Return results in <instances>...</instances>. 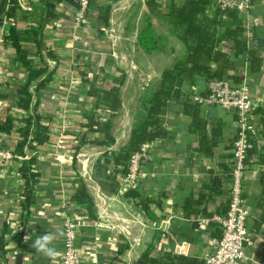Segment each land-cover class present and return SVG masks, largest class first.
Here are the masks:
<instances>
[{"label": "crops", "instance_id": "0c3cea01", "mask_svg": "<svg viewBox=\"0 0 264 264\" xmlns=\"http://www.w3.org/2000/svg\"><path fill=\"white\" fill-rule=\"evenodd\" d=\"M16 1L27 17L17 21L19 28L38 30L45 20L44 3L40 0ZM126 1L118 0L112 5L111 28L108 27L103 34L113 31L114 13L118 9H126ZM105 2L95 1L94 6L89 8L88 24L84 25L76 22L77 8L67 3L57 5L61 18L50 23L43 31L45 44L57 59L48 57L46 52H42L41 59L33 42L23 43L35 63L43 66V61L46 62L53 74L44 89L36 92V83L30 87L33 94L31 108H34L30 113L36 110L42 117V124L49 131L50 138L44 145L37 146L36 153L27 150L29 156L25 158L18 157L15 151L22 140L19 130L25 126L24 119L28 116L17 104L19 89L27 83L28 75L16 51L5 42V36L16 20L6 18L8 21L0 24V123L8 117L14 119L13 130L0 133V234L4 225H7L5 239L11 250L8 264H18L17 257L20 254L23 255L22 264H59L65 215L73 217L79 225L77 253L81 264H137L147 251L152 257H160L163 252L169 251L204 260L212 249L213 241L218 239L213 235L217 231L215 224L219 225L218 219L224 217L218 214V208L227 202L229 175L225 169L231 170L233 143L241 130L235 112L217 106L200 105L206 119L212 123L220 120L223 125L219 145L211 158L199 152L198 136L190 131L192 118L183 114L180 105H173L162 117L164 135L150 144L149 161L141 166L137 187L134 188L140 192L142 200L151 201V216L137 204L139 200L124 197L130 188L124 187L115 194L108 193L92 179L93 163L107 151H119L126 146L132 130L145 115L142 96L158 83L163 71L173 65L171 59L175 61L178 58L177 51L172 53V46L179 50L180 59L186 53L185 43L177 36L165 34L160 38L156 35L159 43L164 46L167 44L169 48L159 47L150 53L143 51L145 63L134 62L139 32L133 46H129L128 42L114 41L111 33H107L106 37L99 35L101 26L97 7L105 6ZM161 7L157 10L161 9L163 14L170 10L169 6L168 9ZM241 17L249 46L255 47V36L264 38V0H249ZM220 31L224 32L225 29L221 28ZM233 45V42L226 40L221 44V49L232 54ZM171 54L177 56L172 58ZM262 58L263 65L258 74L251 72L245 55L238 59L239 67L234 73L238 82L248 87L258 110L264 109V52ZM150 59L167 63L155 69ZM84 61L91 65V70L100 78L106 77L101 84L103 88L111 87L120 73L126 75L121 87L122 108L113 119L115 144L111 147L87 144L75 150L80 145L84 112L91 110L93 103L88 95L89 85L85 83L81 72ZM88 77L93 78L92 72ZM208 85L209 82L200 79L195 86L185 84L184 91L191 94L194 101V98L208 95ZM252 122L259 129L254 147L257 153L264 154V125L258 111L253 115ZM212 130L213 125H210L209 135ZM96 136L95 139L102 140L101 135ZM34 154L37 156L36 168L40 177L35 188L36 202L27 213L22 209L25 181L19 173V167L22 161ZM211 171L221 176L223 194L210 199L198 216L187 215L184 209L187 199L207 191L211 183ZM262 172L264 165L257 163L256 158L244 173L245 200L251 215L249 225L255 235V242L247 248V259L243 264H264L262 231L259 234L253 231V225L261 212L257 205L263 192ZM81 182L94 200L97 220L91 219L87 209L74 201ZM47 233L55 237L49 245L58 253L55 258L33 247L36 239ZM19 245H23V249H19Z\"/></svg>", "mask_w": 264, "mask_h": 264}, {"label": "trees", "instance_id": "16d2710c", "mask_svg": "<svg viewBox=\"0 0 264 264\" xmlns=\"http://www.w3.org/2000/svg\"><path fill=\"white\" fill-rule=\"evenodd\" d=\"M46 8L45 20L38 30L20 29L17 21L26 17L16 0H1L0 2V24L4 23L5 18H13L16 20L15 25H11L5 42L8 46L16 51L19 61L24 66L28 78L27 83L19 89L18 107L28 113L24 119L25 126L20 128L22 140L16 148V155L25 158L30 152H37V146L44 145L49 141V131L42 124V117L36 113V110L30 113L33 94L30 87L36 83L35 91L44 89L52 80L53 74L49 71V66L43 61V66H39L31 58L29 50L25 49L23 43L33 42L37 47V55L43 59L42 52H46L48 57L57 59L52 51L47 48L43 36V31L50 23L57 21L61 15L57 11V5L67 3L75 8H79L77 0H40ZM116 2L118 0H111ZM169 12L163 14V18L169 20L170 25L174 28V34L180 38L186 46V53L182 60L175 63L171 67L166 68L159 84L152 89H148L142 97V104L145 115L132 130L130 139L126 146L119 151H107L101 160L98 161L93 172V179L99 184L102 190L108 193L119 192V175H127L132 155L139 152L144 145L153 144L160 140L165 132L162 117L171 109L173 105H180L183 114L192 118L190 131L198 136L199 152L207 158L214 155V149L219 145V138L222 135L223 125L220 120L210 122L201 112L200 104L194 102L191 94L184 91L185 84L189 83L195 86L200 79L210 82L212 80L235 79V72L238 70L240 56L245 55L253 74L261 72L263 65L264 38L255 36L257 45L250 47L248 39L245 35L241 13L237 9H221L215 5L213 0H168ZM148 5H155L153 11L158 9L156 0H148ZM95 1L91 0L89 8L94 6ZM89 8L87 13L89 12ZM98 19L102 28L99 35L110 25L111 5L98 6ZM221 28L225 31L221 32ZM229 40L233 42V53L228 54L221 49V44ZM159 48V42L155 34L152 32V25L149 24L148 29L139 35L138 51L142 50L150 53ZM80 67V65H79ZM81 71L85 83L89 85L88 95L93 99L91 110L84 112L85 122L82 124L83 132L79 138V147L87 144H98L101 146L111 147L115 144L113 136V119L116 118L122 108L121 87L125 81L126 75L120 73L119 77L114 79L113 85L109 88H103L102 82L106 77L100 78L98 74L93 72L88 65H83ZM92 72L93 78L90 79L89 73ZM186 98V99H183ZM261 116L264 125V109H256ZM103 113H109V117L105 119ZM23 121V120H22ZM213 125L211 135L208 128ZM14 128V119L8 117L5 122L0 123V133H10ZM99 134L102 140L91 139L90 136ZM255 139H253V142ZM36 143L37 145H34ZM256 148L248 151L247 165L253 164L257 158V163L264 165V154L257 153ZM37 156L31 155L28 160L21 162L19 173L25 181V190L23 193L24 203L22 209L29 213L31 207L36 202L35 188L38 184L40 174L36 168ZM109 166L112 169L109 171ZM227 175H230L229 168L225 169ZM211 183L207 186V191L199 195H192L187 199L184 206L187 215L198 216L202 209L210 199H214L217 195L223 194L222 178L218 173L211 171ZM261 184L263 187L262 197L257 205L261 210L260 216L253 225V231L264 239V172L261 174ZM124 197L133 200H139L138 205L151 216L150 200H142L141 194L136 189H129L124 193ZM74 201L87 209L89 216L93 220H97L95 203L89 194L86 185L81 182ZM228 201L218 208V214L225 216L228 212ZM195 226L197 224L195 223ZM217 227L215 238L222 237V227ZM8 232L7 225H4L0 234V264H8L9 242L6 241ZM23 249V245L18 246ZM23 255L17 257V263L22 264ZM137 264H205L203 259L197 257H189L185 255H177L173 252L165 251L160 257H152L150 252H145Z\"/></svg>", "mask_w": 264, "mask_h": 264}, {"label": "built area", "instance_id": "2783aa9c", "mask_svg": "<svg viewBox=\"0 0 264 264\" xmlns=\"http://www.w3.org/2000/svg\"><path fill=\"white\" fill-rule=\"evenodd\" d=\"M91 0H77L79 8L77 19L84 25V17ZM221 9H237L244 12L249 0H213ZM77 20V21H78ZM209 93L205 98H194V102L217 106L225 111L235 112L241 124L232 149L231 170L228 176L227 214L218 219L222 227V237L215 239L212 249L204 258L205 264H243L247 259V248L255 242V235L250 229V212L245 200V177L248 169L246 163L248 151L254 148L253 139L258 136L259 129L252 122L256 113V105L251 93L245 85L235 79L212 80L208 85ZM105 119L109 113L102 115ZM150 144L144 145L139 152L132 155L127 175L124 178V187L134 189L138 183L141 162L149 158ZM63 249L59 264H81L78 251L79 225L73 217L65 215L62 224Z\"/></svg>", "mask_w": 264, "mask_h": 264}, {"label": "rangeland", "instance_id": "374dc122", "mask_svg": "<svg viewBox=\"0 0 264 264\" xmlns=\"http://www.w3.org/2000/svg\"><path fill=\"white\" fill-rule=\"evenodd\" d=\"M95 1H97V0H95ZM145 1L146 0H127L125 5H124V6L127 5L126 9H123V8L122 9H118V11L114 13V19L112 20L113 21V31H106L103 34V36L106 37L107 33H111L113 35L111 39H113L114 41L128 42L129 46H131V45L133 46L134 45L133 41L136 39L135 37H136L137 33L138 32L141 33L143 31L147 30L148 26L150 24L153 27L152 28V32L155 35H157L158 37L161 38L162 35H165V34L166 35L171 34L172 37H176L175 34H174V28L171 25H169L170 24L169 20L163 19L162 10L161 9L160 10L156 9L157 11L156 10L153 11V9L155 8L154 7L155 5L154 6L153 5H148V3H147L148 0H147L146 1L147 5L145 6L144 5ZM160 1H162L161 4H160ZM0 2H1V0H0ZM106 2H105L106 3L105 6L111 5V11H112V5L115 2H112L111 0H106ZM156 4H158V7H157L158 9L161 6H162L161 8L168 9L169 1L168 0L167 1L156 0ZM164 5H166V8L164 7ZM111 11H110V18H111ZM88 16H90V15H88V13H86V15L84 17V20H86L85 24H88V21H89L88 19H90V18H88ZM77 20H76V22L78 24H80L81 20L80 19L78 21ZM4 21L7 22L8 20H6V18H5ZM13 23L16 24V22H14V21H13ZM16 25H19V27H20L19 23H17ZM100 26H101L100 29H102V28L104 29L103 24L100 23ZM109 28H111V26ZM20 29H22V28H20ZM122 36H124V38ZM158 42H159V40H158ZM135 45H138V44H135ZM159 47L166 48V50H167V48H169V46L167 44H166V46H164L162 43H159ZM171 51H172V53H175L177 51L176 53L178 55V58L175 61H172V59H171L170 63L174 62L173 63V65H174L175 63H177V62H179L180 60L183 59V58L180 59V57H179L180 54H178L179 50H177V48L174 45L172 46ZM144 55H145L144 52L141 51V50L138 51V49L136 47L135 56H134V62L138 63V61H139V64H144L145 63V56ZM171 55H172V58H174L175 55H173V54H171ZM146 62H147V60H146ZM84 63H85V61H84ZM150 63H151V66L153 68L159 69L163 64H166L167 61L158 60V59H155V61H154L153 59H150ZM83 65H88V64L85 63V64H82L81 66H83ZM88 66H90V68H91V65H88ZM155 72H158V71H155ZM159 82H160V80L158 81V83L154 87H156L159 84ZM149 89H152V88H149ZM141 101H142V98H141ZM95 137H97V136L96 135L95 136H90L91 139H94ZM96 146H98V145H96ZM95 148H98V147H95ZM103 155L104 154H102V156H100V158L97 159L93 163L92 179H93L94 168L96 167L98 161L102 159ZM148 161H149V158L147 160L141 162L140 169H141V166L145 165ZM108 169L110 171L112 169V167L109 166ZM117 177H118L117 181L119 182V185L122 186V187L119 188V192H120L122 190V188H124L123 185H124L125 176L119 175Z\"/></svg>", "mask_w": 264, "mask_h": 264}, {"label": "clouds", "instance_id": "9594fccd", "mask_svg": "<svg viewBox=\"0 0 264 264\" xmlns=\"http://www.w3.org/2000/svg\"><path fill=\"white\" fill-rule=\"evenodd\" d=\"M54 239L55 237L53 234L47 233L43 236L38 237L33 247L43 252L45 255L49 256L50 258H55L58 255V253L56 252V249L54 247L49 246Z\"/></svg>", "mask_w": 264, "mask_h": 264}, {"label": "water", "instance_id": "95a60500", "mask_svg": "<svg viewBox=\"0 0 264 264\" xmlns=\"http://www.w3.org/2000/svg\"><path fill=\"white\" fill-rule=\"evenodd\" d=\"M189 255H192V253H189Z\"/></svg>", "mask_w": 264, "mask_h": 264}]
</instances>
